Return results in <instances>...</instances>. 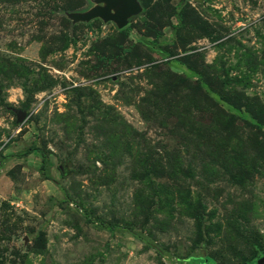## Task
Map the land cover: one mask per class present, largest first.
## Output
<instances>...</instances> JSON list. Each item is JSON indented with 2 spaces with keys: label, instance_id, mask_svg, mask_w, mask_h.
<instances>
[{
  "label": "rangeland",
  "instance_id": "rangeland-1",
  "mask_svg": "<svg viewBox=\"0 0 264 264\" xmlns=\"http://www.w3.org/2000/svg\"><path fill=\"white\" fill-rule=\"evenodd\" d=\"M138 1L0 0V264L264 251V0Z\"/></svg>",
  "mask_w": 264,
  "mask_h": 264
},
{
  "label": "water",
  "instance_id": "water-1",
  "mask_svg": "<svg viewBox=\"0 0 264 264\" xmlns=\"http://www.w3.org/2000/svg\"><path fill=\"white\" fill-rule=\"evenodd\" d=\"M95 5L85 12H70L67 16L74 22H89L99 18L104 22H114L118 28L128 24L130 17L138 14L142 7L138 0H94ZM25 112L17 111V121L22 122ZM255 264H264V251Z\"/></svg>",
  "mask_w": 264,
  "mask_h": 264
},
{
  "label": "trees",
  "instance_id": "trees-1",
  "mask_svg": "<svg viewBox=\"0 0 264 264\" xmlns=\"http://www.w3.org/2000/svg\"><path fill=\"white\" fill-rule=\"evenodd\" d=\"M34 150H36V148L32 147L29 149V152ZM254 246L257 247V245ZM261 254V250H257L256 258L251 261V264H255L256 259L261 256ZM191 261L195 262L196 264H217L214 259L208 255L191 257Z\"/></svg>",
  "mask_w": 264,
  "mask_h": 264
}]
</instances>
